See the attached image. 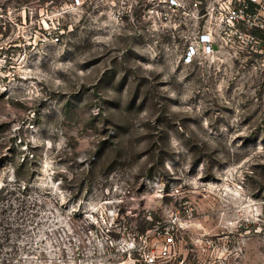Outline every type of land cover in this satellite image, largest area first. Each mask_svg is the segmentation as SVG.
<instances>
[{
    "label": "rangeland",
    "instance_id": "rangeland-1",
    "mask_svg": "<svg viewBox=\"0 0 264 264\" xmlns=\"http://www.w3.org/2000/svg\"><path fill=\"white\" fill-rule=\"evenodd\" d=\"M68 2L0 0V264H264L258 81L183 7Z\"/></svg>",
    "mask_w": 264,
    "mask_h": 264
},
{
    "label": "built area",
    "instance_id": "built-area-1",
    "mask_svg": "<svg viewBox=\"0 0 264 264\" xmlns=\"http://www.w3.org/2000/svg\"><path fill=\"white\" fill-rule=\"evenodd\" d=\"M87 0H70L63 12L81 9ZM162 1V0H161ZM168 8L183 7L191 19V35L184 61L191 63L208 56L237 65L243 76L257 80V94L264 102V0H163ZM43 29L46 42H57L58 32ZM173 237L169 236L168 248ZM150 262L154 261L149 256Z\"/></svg>",
    "mask_w": 264,
    "mask_h": 264
},
{
    "label": "trees",
    "instance_id": "trees-1",
    "mask_svg": "<svg viewBox=\"0 0 264 264\" xmlns=\"http://www.w3.org/2000/svg\"><path fill=\"white\" fill-rule=\"evenodd\" d=\"M159 264H170V261L166 262V261H162Z\"/></svg>",
    "mask_w": 264,
    "mask_h": 264
}]
</instances>
